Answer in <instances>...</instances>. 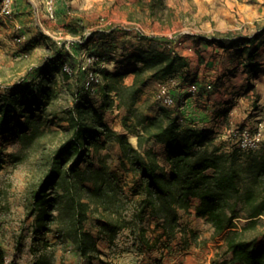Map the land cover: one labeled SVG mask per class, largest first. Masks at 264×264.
I'll return each mask as SVG.
<instances>
[{
    "label": "trees",
    "instance_id": "16d2710c",
    "mask_svg": "<svg viewBox=\"0 0 264 264\" xmlns=\"http://www.w3.org/2000/svg\"><path fill=\"white\" fill-rule=\"evenodd\" d=\"M65 29L83 34L86 26L77 20ZM101 32L102 38L115 32L129 33L117 29ZM95 33L92 31L85 43H73L72 51L59 45L54 55L34 67L23 81L3 92L0 88V135L14 136L30 147L56 132L48 124H57L64 132L60 144L46 155L47 170L28 200L35 239L43 243L33 264H56L48 233H54L65 250L77 253L78 264H94L96 259L109 264L101 259L108 254L99 242L120 249L121 237L129 242L124 250L134 249L150 259V264L163 261L167 254L210 243L215 246V256L203 264H264V155L243 153L237 147L226 150L222 145L211 150L203 147L214 141L215 131L199 127L207 115L197 117L187 110L185 105L193 95L188 91L180 92L175 110L160 106L152 115L140 109L139 96L150 79L169 76L179 65L187 64L168 49L151 45V51L134 55L143 62L141 66L104 70L103 82L95 89L87 88L85 72L71 75L62 66L67 63L77 70L79 55L90 47ZM261 34L199 39L246 50L249 71L255 76L259 63L253 61L263 43L258 41ZM165 42L168 48L171 42ZM61 68L73 105L49 112L48 107L59 96L53 71ZM96 69L101 71V67ZM130 73L134 79L127 83ZM205 91L202 87L197 94ZM114 95L117 105L127 110L123 119L126 132L117 131L106 120ZM98 97L102 101L97 106ZM130 135L137 138V144ZM111 143L120 147L118 164L107 151ZM156 144L163 149L157 150ZM4 162L0 155V168ZM192 213L209 225L210 237L181 222L184 215ZM4 256L0 249V264H4Z\"/></svg>",
    "mask_w": 264,
    "mask_h": 264
},
{
    "label": "crops",
    "instance_id": "0c3cea01",
    "mask_svg": "<svg viewBox=\"0 0 264 264\" xmlns=\"http://www.w3.org/2000/svg\"><path fill=\"white\" fill-rule=\"evenodd\" d=\"M14 1L17 9L23 13L22 19L29 17L28 12L32 8L36 16L38 11V14L42 13L60 28L80 20L86 30H95L100 19H104L106 23L139 21L150 29H156L161 40H141L125 32L104 37L103 40L120 41L118 48L114 49L116 58L110 59L108 63L114 66V70L141 66L143 62L136 60L134 55L151 51V45L181 56L187 64L179 65L172 73L178 76L180 82V86L174 89L176 99L181 96V91H188L187 87L192 82L199 85V90L202 87L206 89L204 95H192L185 105L197 117L207 115L199 127L215 131L212 145L205 144L203 147L207 146L211 150L214 146L222 145L223 149L229 150L222 136L229 126H252L258 119H264V0H55L54 18L49 16L43 6L45 0ZM259 32L262 34L258 41L263 43L258 49L257 60L253 61L259 63L255 76L249 71L247 64L250 61L246 50L199 39L200 36L217 34L237 36ZM163 40L170 41L173 48H167ZM127 77L132 81L134 74L130 73ZM166 77L153 78L152 82L157 86L158 81ZM254 87L258 93V109L242 112L247 99L242 94L253 97ZM101 101L100 97L96 105ZM155 107L149 114L157 113L160 105ZM171 108L175 110L176 106ZM181 121L186 123L183 119ZM156 145L163 149V145ZM181 222L196 228L197 222L204 225V221L196 218L194 213L184 215ZM107 245L106 241L99 242L102 249V246ZM206 249L212 248L192 246L171 253L169 257L181 255L185 264H193L198 254Z\"/></svg>",
    "mask_w": 264,
    "mask_h": 264
},
{
    "label": "rangeland",
    "instance_id": "374dc122",
    "mask_svg": "<svg viewBox=\"0 0 264 264\" xmlns=\"http://www.w3.org/2000/svg\"><path fill=\"white\" fill-rule=\"evenodd\" d=\"M43 6H45L47 11L46 5L44 4ZM1 8L2 0H0V88L2 92L7 87L23 81L34 67L42 65L48 57L54 55L59 46V41L63 42V46L67 50L72 51L73 43L78 42L76 38L82 35L72 34L66 31L65 28L58 27L50 19L43 16L42 13L38 14V11L36 16L32 8L28 12L29 17L22 19L23 13H20L17 9L15 1L12 15L6 16L2 14ZM40 8L43 9L42 5ZM115 24L140 26L147 33L158 34L156 29H150L139 21L106 23V20L100 19V22L94 28L95 30L91 29L96 31V33L90 43V47L82 51V55H79L78 60H81V56L83 57L88 53H103L106 58L104 59V64L100 66L102 76H104V70H114L112 69L114 66L108 61L116 58L114 49L118 48L120 41L103 40V32L101 31L102 29L107 30ZM197 33L201 32L197 31ZM129 34L138 38L134 32H129ZM62 68L60 71H53V74L58 79L56 89L59 96L48 107L47 110L49 112L54 111L57 113L73 105V96L68 89V84L61 78ZM150 80L151 82L144 86L138 101V106L145 113H149L156 109L155 106L159 105L155 100L157 86L154 81L152 82L153 79ZM125 81L132 83L133 80L131 81V79L126 77ZM257 94L256 87H254L252 92L253 97L249 96L248 98L245 93L242 94L244 99H248H245L246 103H244L242 112H247L249 109L252 111L256 110ZM113 97L112 105L107 109L106 120L117 131L126 132L123 119L127 110L125 107L118 106V98L115 95ZM97 100H100V98L98 97ZM51 119L59 120L57 116H52ZM61 124L66 125V122ZM47 126L52 127L56 132L41 138L30 147H24L23 143L14 136L0 135V155L5 159L3 166L0 168V249L5 255L4 264H33L43 248L42 241L35 239L33 230L34 216L29 215L28 200L32 189L36 187L47 170L46 155L50 151L55 150L64 134L57 124L51 123ZM134 137V135H130L131 141L137 144V138L135 137L134 139ZM209 145H212V143H209ZM156 149L161 150L157 145ZM107 151L111 153L112 159L118 164L121 154L118 144H109ZM103 152L105 153L106 151ZM15 157H18V159ZM197 227L204 236L210 237L212 230L208 224L204 223L202 225V222L200 224L197 222ZM46 237L53 242L52 248L55 251L56 264L79 263L80 259L77 253L73 250H65L60 243H57L54 233H48ZM125 240L124 237H121L120 249L102 246L103 250L108 254V256L103 255L101 257L102 261H106L109 264L151 263L150 259L137 254L134 249L124 250L129 246V242H124ZM209 246L212 249L201 251L196 260L193 261V264L210 262L215 256L216 249L213 243H210ZM209 246L202 248H208ZM48 250H51V248L49 247ZM169 256V254L165 255L164 260L156 264H185L184 259L180 257L181 255ZM157 257H159V254H155V258ZM94 264H101V262L96 259Z\"/></svg>",
    "mask_w": 264,
    "mask_h": 264
},
{
    "label": "built area",
    "instance_id": "2783aa9c",
    "mask_svg": "<svg viewBox=\"0 0 264 264\" xmlns=\"http://www.w3.org/2000/svg\"><path fill=\"white\" fill-rule=\"evenodd\" d=\"M47 12L51 18L56 16L55 0H45ZM14 12V0H2L1 13L6 16L12 15ZM122 30L128 32H134L138 39L140 38H154L158 37L147 33L140 26H130L126 24H115L111 26L110 30ZM92 33L91 29H87L82 35L76 39L80 43L87 42L88 36ZM59 45L63 46V42L59 41ZM168 48H173L170 43L167 45ZM104 58L98 54L88 53L82 57L78 64L77 70L70 67L67 63L64 64L63 68L68 73L73 75L76 71H82L86 73L85 86L90 89H95L98 85L103 82L102 74L96 69L104 64ZM180 86L179 78L175 74L167 76L165 79L158 81L157 90L155 93V100L160 106L175 107L177 99L174 93V89ZM210 86V85H209ZM187 90L193 95L199 91V85L192 82L188 85ZM222 136L227 141L228 148L234 147L239 148L243 153L249 152H261L264 155V119H258L252 126L233 124L229 126Z\"/></svg>",
    "mask_w": 264,
    "mask_h": 264
},
{
    "label": "bare ground",
    "instance_id": "6f19581e",
    "mask_svg": "<svg viewBox=\"0 0 264 264\" xmlns=\"http://www.w3.org/2000/svg\"><path fill=\"white\" fill-rule=\"evenodd\" d=\"M134 139H135V137H134Z\"/></svg>",
    "mask_w": 264,
    "mask_h": 264
}]
</instances>
